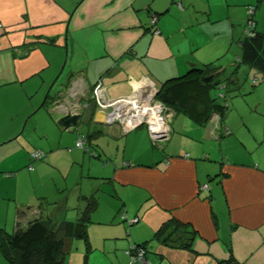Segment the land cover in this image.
<instances>
[{
	"label": "crops",
	"instance_id": "crops-1",
	"mask_svg": "<svg viewBox=\"0 0 264 264\" xmlns=\"http://www.w3.org/2000/svg\"><path fill=\"white\" fill-rule=\"evenodd\" d=\"M253 2L0 0V112L3 107L12 113L0 118V228L11 234L38 215L37 208L28 207L26 189L33 178L29 154L39 150L46 159L36 165V172L49 168L53 179L73 174L72 181L77 182L86 166L90 182L102 179L111 188L96 189L94 184L86 190L81 183L78 192L91 194L87 198L96 204L86 229L104 222L97 216L96 194L106 192L109 201H119L111 204L106 216L111 215V226L119 225L115 219L120 213L137 219L129 225L120 223L119 229L96 230L112 241L105 250L123 255L121 264L129 259L126 251L138 245L145 247L150 264H264V162L246 153L236 137L223 139L228 137L222 136L224 129L238 128L223 121L216 127L196 123L180 113L170 122L169 140L153 145L145 127L122 133L118 126L105 125L102 113L91 104L80 111L77 125L68 128L60 123L63 116L56 108L75 82L84 92L79 97L83 105L97 81L105 85L107 97H125L143 76L162 86L171 79L194 78L191 70L209 63L220 67L222 81L225 70L219 59L225 48L216 41L226 35L240 46L244 33L238 28L244 16L256 15L247 9ZM152 15L157 17L154 26ZM263 30L255 22V31ZM240 56L227 61L229 74L235 68L238 72ZM249 69L255 83L258 73ZM41 109L48 114L50 131L32 124V134L25 137L23 121ZM79 135L85 136L92 155L75 148ZM227 148L235 150L236 157ZM24 191L28 193L20 199ZM30 196L48 200L46 194ZM72 206L77 207V199H72ZM57 208L63 214H56L55 208L49 212L56 219L73 207ZM171 218L194 234L176 232L172 245L154 239ZM88 239L90 251L97 249ZM180 240L187 246H173ZM0 264H9L1 254Z\"/></svg>",
	"mask_w": 264,
	"mask_h": 264
},
{
	"label": "rangeland",
	"instance_id": "rangeland-1",
	"mask_svg": "<svg viewBox=\"0 0 264 264\" xmlns=\"http://www.w3.org/2000/svg\"><path fill=\"white\" fill-rule=\"evenodd\" d=\"M235 1L237 3H241V1L243 0H235ZM253 6L255 7V12H256V15L254 16V22H258L259 29H264V0H262L260 3L258 2V0H254ZM243 7L244 6H241V10L244 9ZM175 8H177L176 5ZM232 10H237V9H232ZM249 17L250 15L244 16L240 24V27L238 28L240 29L241 32L243 29V33L245 31L244 28L247 19ZM216 44L217 45L221 44L222 47L225 48L221 52V54L224 53L225 55L223 54V56H221V58L219 59L222 62L219 64L224 65L222 66V69L225 70V73L222 74L221 79L225 80L226 78L228 79L230 75L229 74L230 63H228L227 61L228 60L235 61L236 56H240V46L238 45L236 40L234 42H231L229 37H226V35H222L218 37ZM239 65L240 68L238 69L237 72L238 74L232 78L235 81H230L229 84L227 82L226 83L227 87L225 89H222L221 87L213 88L210 90V92L214 95V97L218 96V94H222L223 96H225L224 100L228 104V109L226 110L227 114L223 122H225L230 127L232 126L234 128H238L237 132H233L232 130H230V132L232 131V134L228 137H224L223 139L236 137L235 139L237 144L241 148L243 147V150H245L246 153L248 151L250 154H252L257 158L259 157L264 162V80L260 74H257L256 75L257 80L254 81L255 83H253L254 73H252V71L247 67V65L245 64H239ZM217 80H219V77H215L213 79L212 84H214L215 81ZM63 99H65V97ZM217 101L220 103H224L223 99L220 100L217 99ZM6 110H7L6 108L4 109L3 107L1 108L0 118H2L3 116H5L4 118H6L8 117V115L12 116V113H8L6 112ZM5 112L8 115H6ZM43 112H45L44 109L37 111L33 110V112H31L30 114L31 117L28 119L26 118L27 120L23 121L22 127H24L25 125V131L23 132L24 136L32 134V130L29 132L30 126L32 124H36L38 126L43 125L42 129H46V126L47 127L49 126L50 120L48 119L49 118L48 114L46 113L45 116ZM14 115L15 114L13 113V116ZM47 130H49V127ZM67 132L68 131H65V134ZM73 135H75V133ZM51 137L52 139L54 138L53 135ZM227 151L229 155L236 157L235 150H233L232 148H227ZM2 157L3 156H0V161L2 160ZM244 157L249 158L247 154H244ZM61 162H63V160H61ZM38 163L41 164L42 162L34 161L32 164V170H29L32 171L30 174L33 176V178H32V183L28 186L29 188L28 190L26 189V191L28 192L30 191V192L29 194H27L28 192L26 191H24L25 193L22 192L20 194V199L24 198L25 195L27 194L31 199V202H29L30 204L28 207H32L36 209L38 208V205L42 199L38 200L36 197L30 195H34V192L37 194V196L38 194L48 195V200H45L46 204L48 205L54 203V205H48V206L46 205L45 209L47 210L48 215H50L49 212L51 210H54L55 207L57 206L60 207L62 205L68 204V206L73 208H68V210L65 211L64 218L69 221H73L75 220V218L79 217L88 205L89 199L87 198V196L91 195V194L83 193L81 191H80L81 193L78 192L80 190L81 183L83 184V188H85L86 190L88 187L89 188L94 187V184L96 186V189H100V187L102 189L105 187L106 189H108V191H110L111 189L109 185L102 179L93 180L94 184L90 182L86 176L88 173V168L86 166H84L83 168L84 171L83 179L79 177L76 179L77 182H73L72 181L73 174H71L69 178L65 179L64 177H61V180H59L57 176L56 178L53 179L54 173L51 170H49V168H44L41 169L40 172H36L35 169ZM79 173H80V168L78 170V175ZM65 175H68L67 169L65 170ZM2 176H4V174H2ZM79 179L82 180V182H80ZM54 182H57L56 184L58 185V187ZM61 182L63 184H61ZM75 184L77 185V187L75 186ZM107 193L108 192L102 193L100 195L96 194L99 203L98 204L99 213H97V216L99 219L103 220L104 222L102 224L91 223L88 225V229H87V232L89 233L88 237L92 238V240L95 242V245L98 246V248L88 252L87 254L86 244L83 239H73L69 241L67 240L64 246V259H65L64 264H85V256H87L86 258L87 264H121L122 263L121 261L123 255L120 252L114 254V252L112 251L109 252L104 249V245H110L112 241L105 240L107 238L103 239L104 237L100 233H98V231H96V230L109 231L111 230L110 228L119 229L121 224L129 225L128 221L130 219L122 215V213H120V215H118L117 218L115 219L116 221L119 222V225L111 226V224H109L111 215H109L107 218L106 216L109 213L108 211L111 209L112 206L111 204H113L114 201H116L118 204L119 201H117V199L114 198L112 199V201L110 199L111 201L110 203ZM73 198L75 200L77 199V207L72 206ZM36 217L37 215L35 216V218ZM10 233L14 234L15 232H10ZM129 262L130 260L128 259L127 264H129Z\"/></svg>",
	"mask_w": 264,
	"mask_h": 264
},
{
	"label": "trees",
	"instance_id": "trees-1",
	"mask_svg": "<svg viewBox=\"0 0 264 264\" xmlns=\"http://www.w3.org/2000/svg\"><path fill=\"white\" fill-rule=\"evenodd\" d=\"M261 1L258 0L259 3ZM253 8L255 7L253 6ZM251 17L254 20V17ZM254 33V36L244 37L241 42V56L237 62L254 69L264 80V33L256 32L255 28ZM219 70V66L209 63L200 69L191 70L189 75H194V78L184 76L168 80L162 84L156 99L163 103L168 111L173 113V116L183 113L196 123L208 124L210 117L216 114L219 116V122L221 123L225 120L226 110L228 109V104L224 100L225 96L211 97L209 93L213 88L224 86L223 89H225L227 82L229 84L230 81H235L232 78L236 76L237 69L235 68L232 71L228 79L217 80L212 84L213 79L219 77ZM210 75L213 76V79L205 82L204 78ZM217 99H223L224 103L218 102ZM30 166L32 167V165H29L28 168ZM46 205L45 200L40 201L37 208V212H39L37 217L23 227L19 224L17 227L18 234H9L0 228V254L9 264H64L65 242L73 239H83L87 254L90 251L86 225L89 223L90 213L96 205L94 199H89L81 217L75 221H69L61 216L56 219L54 216L48 215L45 209ZM48 205H54V203ZM55 210L56 214H63L57 207H55ZM179 229L183 231L180 232ZM176 232L178 234L182 233V235L194 234V230H190L189 226L171 218L156 231L154 239L165 245H172L171 238ZM173 246L186 247L187 243L180 240L179 243ZM136 247L145 250L143 245ZM86 258L87 256H85V264Z\"/></svg>",
	"mask_w": 264,
	"mask_h": 264
},
{
	"label": "built area",
	"instance_id": "built-area-1",
	"mask_svg": "<svg viewBox=\"0 0 264 264\" xmlns=\"http://www.w3.org/2000/svg\"><path fill=\"white\" fill-rule=\"evenodd\" d=\"M254 9L251 6L248 8L251 13L254 12ZM156 21L157 17L152 15L151 26H154ZM254 28L255 22L250 15L244 28L245 37L254 36ZM154 33L158 34L159 32L155 30ZM158 90V83L149 76H143L135 83L130 95L108 98L105 85L101 81H97L88 93V101L81 105L79 104V97L83 96L84 92L81 91V85L75 82L70 86L65 99L56 103V108L63 117L74 116L80 115V111L88 108L91 104L104 115L106 124L118 126L122 133L131 132L141 126L145 127L152 144L155 145L158 142L169 140L171 135L170 122L173 118V113L156 99ZM219 96L223 97L222 94ZM208 123L216 127L219 123V116L213 114ZM230 133L228 129L221 132L222 136H229ZM74 146L85 153H90L84 135L78 136ZM45 159L46 154L39 150L29 154L31 164L34 161H44ZM29 170H32L31 166ZM203 188H207V185ZM136 221L137 219H132L128 223L132 224ZM126 255L129 257V264H150L145 256V250L141 247H131L126 251Z\"/></svg>",
	"mask_w": 264,
	"mask_h": 264
},
{
	"label": "water",
	"instance_id": "water-1",
	"mask_svg": "<svg viewBox=\"0 0 264 264\" xmlns=\"http://www.w3.org/2000/svg\"><path fill=\"white\" fill-rule=\"evenodd\" d=\"M213 79V76L212 75H210V76H208V77H206V78H204V81L205 82H209V81H211ZM160 88H161V85H159V90H160ZM221 88L223 89L224 88V86H221ZM159 90H158V92H159ZM102 115V122L105 124V125H107V126H112V125H108V124H106L105 122H104V115L103 114H101ZM80 115H74V116H65V117H63L62 119H61V121H60V123L64 126V127H72V126H75V125H77V123H78V121H79V119H80ZM136 223H137V221H136ZM19 233V230H17V231H15V235L16 234H18Z\"/></svg>",
	"mask_w": 264,
	"mask_h": 264
}]
</instances>
